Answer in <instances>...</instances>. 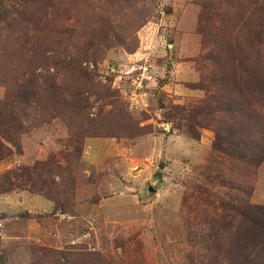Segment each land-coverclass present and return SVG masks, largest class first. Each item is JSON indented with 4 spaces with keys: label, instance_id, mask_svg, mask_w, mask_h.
<instances>
[{
    "label": "rangeland",
    "instance_id": "374dc122",
    "mask_svg": "<svg viewBox=\"0 0 264 264\" xmlns=\"http://www.w3.org/2000/svg\"><path fill=\"white\" fill-rule=\"evenodd\" d=\"M221 97L264 126V0H0V264H264Z\"/></svg>",
    "mask_w": 264,
    "mask_h": 264
},
{
    "label": "trees",
    "instance_id": "16d2710c",
    "mask_svg": "<svg viewBox=\"0 0 264 264\" xmlns=\"http://www.w3.org/2000/svg\"><path fill=\"white\" fill-rule=\"evenodd\" d=\"M99 36L97 34V37ZM201 111V115H204L207 119L215 116L211 118L217 120L218 116L223 113L234 115L237 118L235 124L225 121L222 127L215 126L217 139L214 142V147L218 151L229 156L233 153L235 158L244 163L263 161L264 148L255 138L264 133V126L258 122L256 114L249 113L247 108L240 109V106L234 107L230 105L229 99L223 97L209 99L207 104L205 101V105L201 108ZM193 124H195L196 128L212 127L209 124L198 122L196 117L193 120ZM238 209L236 208V210Z\"/></svg>",
    "mask_w": 264,
    "mask_h": 264
}]
</instances>
